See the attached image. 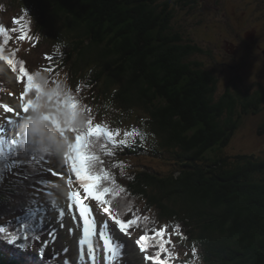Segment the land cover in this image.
<instances>
[{"label":"trees","instance_id":"16d2710c","mask_svg":"<svg viewBox=\"0 0 264 264\" xmlns=\"http://www.w3.org/2000/svg\"><path fill=\"white\" fill-rule=\"evenodd\" d=\"M198 1L10 0L34 14L33 27L29 24L27 33L22 31L23 40L35 49L47 45L44 57L52 58L47 64L55 61L53 66L67 76L50 78L49 86L59 84L70 91L81 109L95 106L107 119L99 123L101 128L113 136L121 128L127 133L126 145L110 143L104 131L98 142L92 140L108 174L104 186L113 191L102 205L113 206V196L120 190L112 187L119 185L153 213L151 221L142 218L145 231L136 240L147 235L143 243H157L150 234L165 221L171 229L164 237L169 235L173 245L178 241L196 249V259L176 261L167 247V251L150 247L145 255L160 252L150 264H264V156L226 150L246 116L264 115V87L260 83L245 90L229 86L218 93L217 76L196 58L205 50L178 17L179 10L195 12ZM245 3L256 12L254 1ZM15 43L6 50L0 42V52L13 61L9 65L4 59L19 76L23 60ZM254 44L263 60L262 49ZM21 81L27 83L26 78ZM72 85L80 91L89 85L91 93L81 97L79 91L81 100ZM9 90L0 75V107L6 104ZM260 133H264V117ZM102 140L104 149L102 144L94 148ZM24 144L21 133L0 134V227L5 230L0 234V264H68L67 258L64 263L49 253L47 237L57 230L47 225L46 215L36 205L41 196H35L32 187L56 188L54 166L28 163L31 154ZM144 157L152 164L141 161ZM7 206L16 210L13 215L3 213ZM113 210L122 213L114 206ZM118 218L126 222L128 217ZM17 235L20 238L12 243L4 238ZM21 243L26 246L19 247ZM124 250L123 244L118 254L124 255Z\"/></svg>","mask_w":264,"mask_h":264},{"label":"rangeland","instance_id":"374dc122","mask_svg":"<svg viewBox=\"0 0 264 264\" xmlns=\"http://www.w3.org/2000/svg\"><path fill=\"white\" fill-rule=\"evenodd\" d=\"M246 1L247 0H199L195 12L189 14L184 10L178 11V17L183 19L187 24L188 33L205 50V53L198 54L196 58L204 63L206 69L211 70L217 76L218 93L223 92V90L229 86L245 90L250 87L255 89L259 87L256 83H260V85L264 87V63L263 60H261L260 53L256 52L252 47V44L255 43H253V41L257 37L258 40L264 44V31H262L264 30V26L260 27L256 20L252 21L253 13L251 10L254 6L250 3H245ZM252 1L255 3V0ZM4 2V4H1L0 1V27L4 29V31L1 32L2 37H0V42H2L3 47L9 50L8 46L16 40L17 43L14 45L19 50L20 58L24 61L25 66L30 68L33 73L43 75L49 82H52L54 79L63 80L65 77L67 78L65 73L57 71L58 68L53 66V64H57L55 61L52 65L47 64L49 60L44 57V53H48L49 51L47 45H41L38 49H35L33 44H28L21 39L22 36L24 37L23 33H27V30H29V24L33 27V12L17 3H11L10 0H5ZM25 29L26 32L22 33ZM19 40H23V43ZM0 56H2L1 52ZM15 59L19 62L17 58ZM50 61H52V58ZM44 65H46V67ZM0 75L9 83L10 90L6 93L4 99L7 105L13 109L11 113L0 111V129L5 127L4 129L9 132H19L20 117L24 115L20 107L23 84L20 82L21 80L17 81L16 78L18 75L12 73L4 65L3 60H0ZM50 78H53V80ZM72 88L76 90V96L81 100H83L81 98L82 96L91 93V86L89 85H84L81 91L77 86L75 87L72 85ZM79 91L81 97L78 94ZM26 94L28 95L27 100L32 97L30 91ZM83 105L87 106L84 101ZM17 112L20 113V116H17ZM83 115L85 117L90 116L92 124L102 123L107 120L97 112L95 106L87 107V111L84 112ZM108 117L110 118L109 115ZM263 117L264 115L262 113L246 116L242 125L236 131L226 148L227 152L253 153L264 156V133H260L261 120ZM109 130L116 133L115 129L110 128ZM120 132V136L115 135L112 137V140L117 141L123 138L126 141L128 139V137L124 135L125 131H123L122 128ZM102 137L103 134L91 139L98 142L99 138ZM112 140L110 143H112ZM102 142L103 140L98 144L96 143L94 148L102 144ZM101 155L102 153H99V156ZM141 161L152 164V160L146 159L145 157L141 159ZM53 164L57 167V170H64L65 175L63 176V180L58 179L60 185L56 190V194L48 195L47 199V201H53L51 208L47 210V220L59 229V235L54 238L53 249H49V253L57 260H64L67 257L69 260L71 259L72 264H87L86 262H80V258L85 259L86 256L91 260L82 241H86L87 247H89V245L93 246L91 235L94 234L95 244L93 250L97 253V264H126L124 260H127V262L129 261L130 264H150L149 261L144 259V255H142L134 240L136 235L145 231V229L142 228V218L147 217V219H149L148 221H151L150 219L153 216V213L148 211L144 203L141 202L142 200L140 198H134V200H132L131 194L129 192L127 193V189L114 184L115 186H113L112 189L116 191L117 186L120 191H118V196H113L112 205L117 210H121L122 213H116L113 210V206L110 205V211L107 212L108 214H104L96 203L103 209L105 206L95 200V198L92 197V199L89 197L87 192L84 193V187L81 184L78 185L77 181L74 179L70 162L68 163V161L63 158L55 159ZM153 164L163 166L159 162ZM104 166L105 165H102L103 168ZM68 181H70V183ZM32 187H35V185ZM71 189L73 190L71 191ZM58 190H60V193ZM37 191L38 190L34 188V192ZM70 192L74 193L77 197H81L79 198L80 202L83 201L88 205L89 219L93 221V231L87 238L83 231V219L79 218V207L75 205L74 200L68 198ZM112 193L113 191L111 190V194L107 196V201L110 200L109 198H111ZM55 199L58 206H55L54 210H52V207L55 205ZM67 209L70 210L69 214ZM3 210L6 216L13 215L14 211H16L8 206ZM10 210L12 211L10 212ZM122 214L128 217L129 220L135 219L137 221V223L134 224L135 226L131 228V231L127 232L128 234H123L120 232L119 227L115 226L113 217L115 216L118 218ZM105 224H107L106 228L104 227ZM147 224L149 225L150 222H147ZM159 227L171 229V223L163 221V223L159 224ZM101 230L104 232L103 236L100 234ZM154 235L155 234H150V237L153 239ZM105 237H110V240L113 239L116 243L118 241L124 242L126 245L124 255L126 257L123 255V257L111 258V252L106 250L104 246ZM117 239L119 240L115 241ZM163 240L171 241L167 243L165 247L173 253L172 257L176 261L180 259L186 261L196 259L193 248L188 243L180 244L177 241L173 245V241L169 235L164 237ZM98 244L99 248H97Z\"/></svg>","mask_w":264,"mask_h":264},{"label":"snow or ice","instance_id":"6c2138e0","mask_svg":"<svg viewBox=\"0 0 264 264\" xmlns=\"http://www.w3.org/2000/svg\"><path fill=\"white\" fill-rule=\"evenodd\" d=\"M3 27H0V32H3ZM24 37L22 36L21 39ZM0 59H7L6 57L0 56ZM46 59H51L50 57L46 56ZM7 63L9 65L13 64V61L11 59H7ZM12 71L15 72L16 68L13 67ZM19 73L20 75L16 78L17 81H20L21 78H26L27 83L23 84V92L21 93V104L20 107L23 111V113H26L28 111V108L31 106L32 101L28 99L27 101H24L23 96L25 93H28L30 90L34 91V93L38 92L42 85L37 81V75L39 73L30 74L28 70L24 67V61H20V67H19ZM45 87L49 86V81L46 80L44 82ZM56 90V95L61 97V103L65 104L73 113H80L83 115L84 112L87 111V108L81 109L79 105V101L77 98L70 92L62 89L59 84H56L54 87ZM4 111L11 113L13 112V109L9 107L8 105H3ZM17 116H20V113H16ZM21 118V117H20ZM84 118V126L82 129L80 128H69L68 131H71L74 136V140L69 146V152L65 155V159L68 160L71 163L73 171H75L76 177L80 181L81 185L84 187L85 192L92 195L95 200L100 201L101 204L108 203V201L103 200L102 197L105 196V194H111V190L108 187L104 186V182L108 179V174L104 171V168L102 167L104 161L96 155L95 151L93 150V141L91 138L99 137L101 135V132L104 131L105 134L108 136L109 140H112L113 133L104 130L101 128V125L97 123L95 126L92 125L91 117H85ZM55 123V121H54ZM59 126V125H57ZM127 135V133H125ZM113 144L118 143L119 145H126L127 141L125 140H119L118 142L116 140H112ZM26 144V142H25ZM25 144L24 149L31 154V160L28 161V163L38 166L42 165L44 163H51L52 161L49 160V157L40 155L34 151H30L26 148ZM101 148L104 147V145H100ZM107 155H111V152L106 153ZM49 171L51 169H48ZM39 183H44V181H39ZM68 198L70 200L75 201V205L79 207V218L83 219V231L84 235L87 238L92 234L93 231V221L89 219V208L88 205L83 204L80 202L79 197L75 196L74 193H69ZM71 207V206H70ZM110 209L105 207L104 212H109ZM115 220V226L119 227L120 232L127 233L130 226L137 223L135 219L127 220L126 222L122 221L121 219L117 217H113ZM144 219H147L145 217ZM104 227H107V224L104 225ZM179 225H177V228ZM4 228L0 227V234L4 233ZM155 232V235L153 239L157 241L155 244H145L143 243L148 239L147 235H141L138 240H136V244L140 245V251L142 253L147 252L150 247H159L161 251H167L165 245L167 243H170V240H163L162 238L165 236L166 228L161 227L159 230H153ZM101 236L104 235L103 230L100 232ZM24 238L27 239V233H24ZM9 243H12L19 239V235L17 236H7L4 237ZM110 237H105L104 240V246L106 250H109L111 252V258L115 259L118 257L119 250L123 248V244H119L116 242H112L110 246ZM26 244L21 243L19 247L24 248ZM43 249L40 250V252L43 254ZM93 251V248L91 245L88 247V254L91 255ZM196 252V249L193 248V253ZM160 255V252H157L155 256L152 255H146L144 256V259L146 261H154L156 260V257ZM156 264H159V261H156Z\"/></svg>","mask_w":264,"mask_h":264},{"label":"clouds","instance_id":"9594fccd","mask_svg":"<svg viewBox=\"0 0 264 264\" xmlns=\"http://www.w3.org/2000/svg\"><path fill=\"white\" fill-rule=\"evenodd\" d=\"M37 81L42 87L30 98L31 106L19 122L20 133L28 150L50 158L63 159L73 141V133L68 129H82L84 118L60 102L62 98L56 95L54 87L43 86L46 81L43 75L38 74Z\"/></svg>","mask_w":264,"mask_h":264},{"label":"flooded vegetation","instance_id":"af4514ba","mask_svg":"<svg viewBox=\"0 0 264 264\" xmlns=\"http://www.w3.org/2000/svg\"><path fill=\"white\" fill-rule=\"evenodd\" d=\"M263 4H264V0H255L256 12L253 13L252 21L256 20L258 25H261V24L264 25V13H263L264 5ZM255 41H256V38L253 41V43ZM254 45L257 49H262V50L264 49V45H262L260 41L255 42Z\"/></svg>","mask_w":264,"mask_h":264},{"label":"water","instance_id":"95a60500","mask_svg":"<svg viewBox=\"0 0 264 264\" xmlns=\"http://www.w3.org/2000/svg\"><path fill=\"white\" fill-rule=\"evenodd\" d=\"M263 60H264V49L262 50Z\"/></svg>","mask_w":264,"mask_h":264},{"label":"bare ground","instance_id":"6f19581e","mask_svg":"<svg viewBox=\"0 0 264 264\" xmlns=\"http://www.w3.org/2000/svg\"><path fill=\"white\" fill-rule=\"evenodd\" d=\"M45 66V65H44Z\"/></svg>","mask_w":264,"mask_h":264}]
</instances>
